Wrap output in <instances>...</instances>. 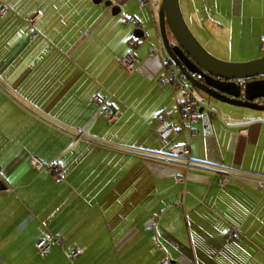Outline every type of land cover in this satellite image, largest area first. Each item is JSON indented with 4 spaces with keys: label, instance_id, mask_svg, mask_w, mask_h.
I'll list each match as a JSON object with an SVG mask.
<instances>
[{
    "label": "crops",
    "instance_id": "1",
    "mask_svg": "<svg viewBox=\"0 0 264 264\" xmlns=\"http://www.w3.org/2000/svg\"><path fill=\"white\" fill-rule=\"evenodd\" d=\"M185 3L213 54L264 55V0ZM3 7L0 264H264V193L237 179L220 183L228 170L264 176V110L212 106L194 124L192 165L166 158L188 136L183 93L160 80L162 40L149 5L0 0ZM129 50L132 72L121 64ZM96 95L119 111L115 120ZM164 123L167 139L157 132ZM33 156L57 161L64 176L36 169ZM42 238L53 240L46 255Z\"/></svg>",
    "mask_w": 264,
    "mask_h": 264
},
{
    "label": "water",
    "instance_id": "2",
    "mask_svg": "<svg viewBox=\"0 0 264 264\" xmlns=\"http://www.w3.org/2000/svg\"><path fill=\"white\" fill-rule=\"evenodd\" d=\"M160 3L159 30L163 48L193 87L201 103L200 113H213L212 106L220 105L264 110V103L256 101L264 99V55L239 63L222 60L192 31L180 0H160ZM135 34L143 36L144 30L137 29ZM6 187L0 180V190Z\"/></svg>",
    "mask_w": 264,
    "mask_h": 264
},
{
    "label": "built area",
    "instance_id": "3",
    "mask_svg": "<svg viewBox=\"0 0 264 264\" xmlns=\"http://www.w3.org/2000/svg\"><path fill=\"white\" fill-rule=\"evenodd\" d=\"M140 6L149 5L154 13L155 23H156V30L159 32V10H160V0L158 2L152 3L151 0H137ZM6 10V7L0 9V13H3ZM134 43V42H133ZM262 43L264 45V38H262ZM160 52L164 55V72L161 76L162 83H169L175 90H180L183 93V98L180 102L182 115L185 119V130L188 136V140L185 144L175 146L166 156V158L177 160V161H184L187 165H192L191 161V146L190 140L193 136L198 134V130L194 127V124L200 119V107L201 103L198 97L195 94L193 87L190 85L189 82L186 81L184 75L181 73L177 64L166 54L163 44L160 43ZM158 51V48L152 50V52ZM137 57L133 50H129L128 53L125 55L124 58L121 60V64L128 70L133 71L136 69L137 66ZM94 101L98 103L102 107V113L108 118L109 121L115 120L119 116V111L113 109L110 105L106 103L104 98L100 95H96L94 97ZM212 114V112H210ZM82 132L81 130H78ZM171 126L168 124H161L158 127V134L162 139H167L171 135ZM32 165L42 171L48 169L52 172L56 179H61L64 176V170L61 167V164L57 161H52L50 163H45L37 156H33L31 159ZM1 170V167H0ZM232 179H237L240 181H244L247 183L255 184L263 193H264V176L253 174V173H244V172H237L233 170H228L221 176L220 183L226 184L228 181ZM158 217V215H156ZM233 233L230 235L232 236ZM53 244V240L51 238H42L37 243L38 252L42 255H46L51 246ZM78 251L75 252L77 254Z\"/></svg>",
    "mask_w": 264,
    "mask_h": 264
},
{
    "label": "rangeland",
    "instance_id": "4",
    "mask_svg": "<svg viewBox=\"0 0 264 264\" xmlns=\"http://www.w3.org/2000/svg\"><path fill=\"white\" fill-rule=\"evenodd\" d=\"M225 3L223 2V1H221V2H219V5L220 6H222V5H224ZM182 10H184V13L186 14V3H185V0H182ZM1 9V8H0ZM0 14H3V13H0ZM187 20H188V23L190 24V26H191V28H193L194 30H195V26L190 22V19H188L187 18ZM214 42V41H213ZM218 42V41H217ZM215 43V42H214ZM220 44H221V42H219ZM209 50V49H208ZM211 53H212V51L211 50H209ZM214 55H216V54H214ZM224 56L223 57H229V56H225V54H223ZM217 56V55H216ZM218 58H221L222 60H225V61H227V62H232V63H239V62H245V61H234V60H228V59H225V58H222V57H219V56H217ZM252 60V59H251ZM247 61V60H246ZM89 259L91 260V257H89ZM106 261H108V260H106ZM115 261H116V258H115Z\"/></svg>",
    "mask_w": 264,
    "mask_h": 264
},
{
    "label": "flooded vegetation",
    "instance_id": "5",
    "mask_svg": "<svg viewBox=\"0 0 264 264\" xmlns=\"http://www.w3.org/2000/svg\"><path fill=\"white\" fill-rule=\"evenodd\" d=\"M256 101L260 102V103H264V99L260 98V99H257Z\"/></svg>",
    "mask_w": 264,
    "mask_h": 264
},
{
    "label": "trees",
    "instance_id": "6",
    "mask_svg": "<svg viewBox=\"0 0 264 264\" xmlns=\"http://www.w3.org/2000/svg\"><path fill=\"white\" fill-rule=\"evenodd\" d=\"M134 41L136 42V39H134Z\"/></svg>",
    "mask_w": 264,
    "mask_h": 264
}]
</instances>
